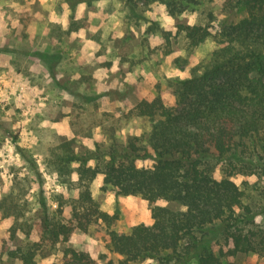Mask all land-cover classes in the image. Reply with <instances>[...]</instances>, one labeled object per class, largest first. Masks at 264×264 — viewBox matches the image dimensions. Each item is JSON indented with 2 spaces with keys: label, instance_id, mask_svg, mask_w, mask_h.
<instances>
[{
  "label": "rangeland",
  "instance_id": "rangeland-1",
  "mask_svg": "<svg viewBox=\"0 0 264 264\" xmlns=\"http://www.w3.org/2000/svg\"><path fill=\"white\" fill-rule=\"evenodd\" d=\"M234 3L0 0V264H22L12 256L19 249L34 250L35 264H61L65 247L88 253L97 264L116 262L108 232L128 233L134 225L152 223L146 201L102 190L98 175L89 186L91 197L112 222L108 227L101 220H80L79 226L72 217L78 208V163L57 173L55 156L98 148V160L89 165L102 167L111 145L122 147L131 137L146 145L153 121L132 109L156 96L175 105L168 79L187 78L192 67L208 61L219 46L217 34L246 15ZM177 25L206 27L211 37L190 49ZM176 58L186 64L177 65ZM255 160L232 179L255 216L249 227L261 230L264 167ZM42 200L49 221L76 228L66 242L41 237ZM233 262L264 264V255L238 254Z\"/></svg>",
  "mask_w": 264,
  "mask_h": 264
},
{
  "label": "trees",
  "instance_id": "trees-1",
  "mask_svg": "<svg viewBox=\"0 0 264 264\" xmlns=\"http://www.w3.org/2000/svg\"><path fill=\"white\" fill-rule=\"evenodd\" d=\"M225 1L241 4L246 15L217 34L219 46L207 62L192 67L187 78L168 79L175 105L168 107L156 96L132 109L135 116L153 121L146 145L138 137L122 147L113 144L102 167L89 165L98 160V148L55 156L57 173L78 163V208L72 217L79 226L80 220H101L108 227L112 222L91 197L89 186L98 175L102 190L110 187L117 196L139 197L149 206L150 225L108 232L109 253L118 259L105 264H234L238 254L264 255V228L249 227L255 216L232 179L253 159L264 167V0ZM169 14L175 15L173 8ZM177 31L190 49L211 37L199 25H177ZM163 37L168 42V35ZM174 62L186 64L181 58ZM140 161L149 166H138ZM159 201L179 208L159 206ZM39 207L44 213L43 200ZM44 214L41 237L51 244L66 242L76 228L55 225ZM12 256L35 264L32 249ZM61 264L97 262L65 247Z\"/></svg>",
  "mask_w": 264,
  "mask_h": 264
}]
</instances>
